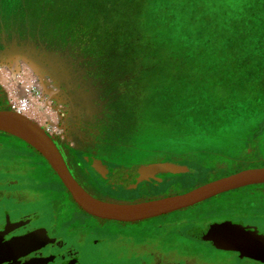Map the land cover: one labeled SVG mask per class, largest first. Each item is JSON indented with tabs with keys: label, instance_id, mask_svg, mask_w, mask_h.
Segmentation results:
<instances>
[{
	"label": "rangeland",
	"instance_id": "374dc122",
	"mask_svg": "<svg viewBox=\"0 0 264 264\" xmlns=\"http://www.w3.org/2000/svg\"><path fill=\"white\" fill-rule=\"evenodd\" d=\"M136 2L0 0V65L10 67L14 81L25 64L35 78L28 91L18 81L0 84L5 93L0 110L20 112L39 124L86 191L88 183L99 193L95 181L101 178L89 166L93 159L122 169L136 190H119L135 198L113 200L87 191L104 201L184 193L212 178L264 166V99L237 81L243 58L230 52L239 17L258 10L259 0H146L138 10L146 7L141 26H147V36L136 32L139 22L126 20L138 11ZM152 38L158 47L151 46ZM10 138L20 139L0 130L3 147L11 148ZM37 154L38 159L25 151L19 172L34 173L40 186L54 181L59 196L65 192L62 180ZM114 173L120 180V172ZM152 179L159 183L140 184ZM248 189L125 223L123 234L91 233L89 238H106L97 244L66 238L76 244L80 264H141L143 259L154 264L158 254L164 264H258L219 250L196 233L231 219H245L264 232V217L250 213L249 203V211H243ZM40 207L44 221L52 220L48 206ZM116 227L109 224L110 230Z\"/></svg>",
	"mask_w": 264,
	"mask_h": 264
},
{
	"label": "flooded vegetation",
	"instance_id": "af4514ba",
	"mask_svg": "<svg viewBox=\"0 0 264 264\" xmlns=\"http://www.w3.org/2000/svg\"><path fill=\"white\" fill-rule=\"evenodd\" d=\"M4 101L5 93L0 87V105ZM2 141L0 140V148L6 149L7 152H0V264H80L79 250L76 248V244L67 241V235H73L79 243L83 241L84 244H97L106 241V238H89L91 233L99 234L106 231L107 233L111 231V234L124 233V228H120L121 225H126L125 222L98 218L79 207H73L66 194L67 192L70 194V192L63 183L60 185L65 189V192L60 191L59 196H56L54 181L46 182L45 185L42 184L44 186H40L41 183L34 180V173L32 176L24 172L20 173L19 171L23 170L24 166L21 160L23 153L26 151L30 157H33L34 154L38 159L37 153L39 152L32 148H25L20 139L10 138L11 148L3 147ZM86 155L84 154L83 157ZM99 160L106 165L103 173L98 172L91 164L89 165L91 170L96 175L99 174L98 176L101 178L100 181H95L99 193L94 192L88 183L84 184L87 191L92 195H105V198L113 200L134 199V195L124 194L119 190L120 188L136 190L135 184H129V180L121 175L123 170L104 159ZM26 167L28 168V166ZM117 170L120 172L118 176L120 180H116L117 176H114V171ZM216 178H212V180ZM153 181L152 179L140 184L159 183ZM248 187V191L242 195L246 206L243 211H249L246 209L249 203L253 207L250 213L256 217H264V183ZM41 204L48 206L52 220L49 217L48 221H44L45 214L40 207ZM244 220L233 221L231 219L236 223L243 221L246 225L256 226L258 231L264 234L260 225ZM114 222L117 226L116 230L112 228L110 230L109 224L115 225ZM130 242L128 241L126 245L132 246V242ZM148 250H150L149 247L146 251ZM153 259L154 264H164L160 254L154 255ZM255 262L264 264L260 261ZM140 263L147 264L146 259Z\"/></svg>",
	"mask_w": 264,
	"mask_h": 264
},
{
	"label": "water",
	"instance_id": "95a60500",
	"mask_svg": "<svg viewBox=\"0 0 264 264\" xmlns=\"http://www.w3.org/2000/svg\"><path fill=\"white\" fill-rule=\"evenodd\" d=\"M0 130L19 137L37 150L57 173L75 203L88 214L106 220L139 222L193 207L227 191L264 183V166L252 167L213 179L184 193L136 202L104 201L79 184L56 142L31 118L14 110H0ZM91 165L100 173L106 168L99 159H93ZM196 233L219 250L237 252L241 258L264 263V234L256 227L224 220L213 222L206 229L198 228Z\"/></svg>",
	"mask_w": 264,
	"mask_h": 264
},
{
	"label": "trees",
	"instance_id": "16d2710c",
	"mask_svg": "<svg viewBox=\"0 0 264 264\" xmlns=\"http://www.w3.org/2000/svg\"><path fill=\"white\" fill-rule=\"evenodd\" d=\"M141 2L146 4V0H138L135 4V6L137 5L135 7L136 10H138V5ZM132 12L133 13L128 14V17L126 18L127 22H139L140 26L136 29V32L141 30V32H144V36H147V26L145 23L141 26V22L144 21L141 14L146 13V7L143 11L138 10ZM120 20H122V17ZM238 28L240 29V32L236 37L237 39H235L231 45L230 52L236 53L235 55L237 56L241 55L243 61L239 68L240 70L235 72V77L237 81L240 79L238 81L239 83L242 82L243 85H247L249 88L259 91L261 93L260 96L264 99V0H259L258 10L252 11L248 14H241L239 17ZM129 33L132 32L130 31ZM156 35L157 37H162V33L161 35ZM150 41H152L150 43L151 46H159L154 38ZM235 42H237V45H234Z\"/></svg>",
	"mask_w": 264,
	"mask_h": 264
},
{
	"label": "clouds",
	"instance_id": "9594fccd",
	"mask_svg": "<svg viewBox=\"0 0 264 264\" xmlns=\"http://www.w3.org/2000/svg\"><path fill=\"white\" fill-rule=\"evenodd\" d=\"M30 69L25 64L23 70L15 74V81L13 80V72L7 65H0V84L8 82H19L20 85L25 87V91L29 90V83L34 82L35 78L30 76Z\"/></svg>",
	"mask_w": 264,
	"mask_h": 264
},
{
	"label": "snow or ice",
	"instance_id": "6c2138e0",
	"mask_svg": "<svg viewBox=\"0 0 264 264\" xmlns=\"http://www.w3.org/2000/svg\"><path fill=\"white\" fill-rule=\"evenodd\" d=\"M220 227H225V225H220Z\"/></svg>",
	"mask_w": 264,
	"mask_h": 264
}]
</instances>
